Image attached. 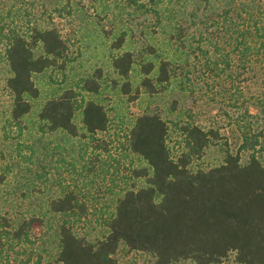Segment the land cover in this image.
<instances>
[{
    "label": "trees",
    "instance_id": "trees-1",
    "mask_svg": "<svg viewBox=\"0 0 264 264\" xmlns=\"http://www.w3.org/2000/svg\"><path fill=\"white\" fill-rule=\"evenodd\" d=\"M56 18L110 20L114 29L101 31L112 51L114 77L104 78L97 67L76 85L47 96L34 112L33 101L41 95L34 77L64 71L70 59L69 41ZM122 19L138 22L144 41L139 47H127L132 23L118 26ZM191 53L213 80L231 79L233 65L243 71L255 65L264 69V0H0V64H5L10 95L3 128L14 124L22 129L34 112L42 132L62 131L107 150L97 134L110 130L108 110L100 97H92L106 87L131 101L140 90L155 97L173 82L185 88L196 66ZM247 104L244 98V116L256 117ZM254 105L264 111L260 101ZM242 118L234 124L238 143L233 150L217 128L171 121L156 110L142 112L129 123L122 144L142 163L130 168L129 183L107 187L115 194L111 203L96 209L97 199L92 203L77 189L61 190L48 201V211L58 218L56 251L46 255L33 248V230L43 225L42 216L17 219L0 211V264H41L44 259L51 264H118L120 246L153 256L152 264H220L230 257L238 264H264V135L253 129L252 120ZM173 133L176 145L169 143ZM212 144L221 145L222 161L193 168ZM242 153L248 154L245 161ZM94 158L86 172L97 167ZM95 210L103 230L93 238L80 235L78 224Z\"/></svg>",
    "mask_w": 264,
    "mask_h": 264
},
{
    "label": "rangeland",
    "instance_id": "rangeland-1",
    "mask_svg": "<svg viewBox=\"0 0 264 264\" xmlns=\"http://www.w3.org/2000/svg\"><path fill=\"white\" fill-rule=\"evenodd\" d=\"M54 22L69 41L70 59L64 71H46L34 77L41 90L40 97L33 101L34 112L47 96L61 91L63 87L76 85L80 77L91 74L97 67H102L104 78L114 77L109 68L112 51L108 49V42H102L105 39L101 31L114 29L110 20L86 19L84 23L77 19L56 18ZM121 22L118 26L132 23L130 25L132 34L129 36L130 43L127 47L133 45L139 47L144 43L137 21L122 19ZM161 39L163 35L159 33L158 40ZM195 61L191 53L190 62L196 66L190 68V81L183 84L185 88L181 89L173 82L155 97H149L140 90L139 96L131 101L128 96L112 93L106 87L99 96L92 97L96 99L100 97L108 110L110 130L97 134L98 138L107 142V150L95 149L90 141L87 143L86 139L79 136L71 137L62 131L42 132L34 112L23 120L22 129L19 130L13 124L10 127L6 126L4 130L10 95L4 86L5 64L4 62L0 64V174L3 175V181L0 183V211L17 219L32 214L43 217V225L33 230V237L37 238L33 244L34 251H40L42 255L53 254L56 251L54 229L58 217L48 211V201L58 196L65 187L77 189L90 198L92 203L93 199H97L94 202L97 209L103 202L111 203L110 198L115 195L107 190V187L112 183L120 187L123 181L130 182L128 178L130 168L142 162L123 149V134L129 123L142 112L156 110L171 121L180 119L192 121L205 129L217 128L233 150L238 143L237 129L234 126L237 119L239 123L243 121L242 117L246 118L245 120H252L253 129L262 131L264 135V111H260L254 105L260 101L264 110V69L255 65L243 71L233 65L231 79L213 80ZM81 95L86 99L90 98L86 93ZM244 98L248 100L249 113L256 117L248 119L244 116L245 105H242ZM80 117V112H76L74 121L79 128ZM169 139L170 145H176L175 140L173 141L177 139L174 133ZM84 142L88 144L86 148L83 147ZM220 146L210 145L202 158L193 164V168H208L220 163L223 156ZM95 156H98L99 160L97 167L91 172H86L87 162L95 160ZM247 156V153H242L241 161H245ZM260 156L264 161V150ZM95 170L99 172L95 173ZM118 187H114L113 191H117ZM97 215L95 210L94 214L89 216V220L78 224L77 230L80 235L87 238L100 235L103 228L97 223ZM115 258L118 264H152L154 260L149 254L127 251L124 246L118 248ZM41 264L51 262L44 259ZM174 264L195 263L184 260ZM220 264L238 263L230 257Z\"/></svg>",
    "mask_w": 264,
    "mask_h": 264
}]
</instances>
